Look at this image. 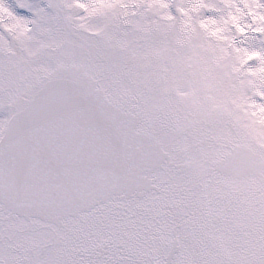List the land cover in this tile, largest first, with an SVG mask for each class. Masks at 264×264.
<instances>
[{
  "label": "snow or ice",
  "instance_id": "snow-or-ice-1",
  "mask_svg": "<svg viewBox=\"0 0 264 264\" xmlns=\"http://www.w3.org/2000/svg\"><path fill=\"white\" fill-rule=\"evenodd\" d=\"M0 264H264V0H0Z\"/></svg>",
  "mask_w": 264,
  "mask_h": 264
}]
</instances>
